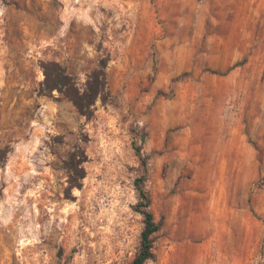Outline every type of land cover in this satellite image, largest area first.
<instances>
[{
    "label": "rangeland",
    "instance_id": "374dc122",
    "mask_svg": "<svg viewBox=\"0 0 264 264\" xmlns=\"http://www.w3.org/2000/svg\"><path fill=\"white\" fill-rule=\"evenodd\" d=\"M143 174L144 264H264V0H0V264H131Z\"/></svg>",
    "mask_w": 264,
    "mask_h": 264
},
{
    "label": "trees",
    "instance_id": "16d2710c",
    "mask_svg": "<svg viewBox=\"0 0 264 264\" xmlns=\"http://www.w3.org/2000/svg\"><path fill=\"white\" fill-rule=\"evenodd\" d=\"M44 79L42 87L44 92L51 93L56 90L63 98L69 100L76 108L77 112L83 116L91 114V107L94 102L104 96L106 92V76L103 66L93 69L84 84L81 92L75 87L72 76L64 70V67L55 61H49L42 65ZM139 156V148H135ZM143 164L144 160H141ZM69 178L71 182H78L83 178V172L77 164H71ZM145 174L134 180L137 191V202L133 205V210L140 213L143 218V229L140 235V245L131 264H144L148 260H153L154 234L159 230V224L155 221L149 209L150 198L144 187Z\"/></svg>",
    "mask_w": 264,
    "mask_h": 264
}]
</instances>
